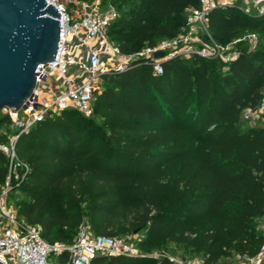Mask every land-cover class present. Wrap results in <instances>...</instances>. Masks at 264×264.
<instances>
[{
    "label": "trees",
    "instance_id": "obj_1",
    "mask_svg": "<svg viewBox=\"0 0 264 264\" xmlns=\"http://www.w3.org/2000/svg\"><path fill=\"white\" fill-rule=\"evenodd\" d=\"M100 1L120 12L109 36L125 54L187 34L188 12L201 8L200 0ZM207 31L222 45L241 39L239 56L228 65L169 59L162 73L140 58L103 75L92 116L68 109L21 134L15 149L29 170H17L8 193L24 196L14 204L18 220L39 227L50 244L71 245L84 222L95 236L141 235L139 254L92 264H175L164 254L169 244L203 264L261 254L255 220L264 216V125L249 127L242 113L264 97V15L216 5ZM250 34L258 36L254 48ZM0 126L12 127L2 110ZM8 174L0 151V196Z\"/></svg>",
    "mask_w": 264,
    "mask_h": 264
},
{
    "label": "built area",
    "instance_id": "obj_2",
    "mask_svg": "<svg viewBox=\"0 0 264 264\" xmlns=\"http://www.w3.org/2000/svg\"><path fill=\"white\" fill-rule=\"evenodd\" d=\"M59 12V42L55 60L38 65L36 87L25 107L19 110L3 109L9 116L17 134L7 143H0L2 151L9 159V174L4 191L0 196V262L3 264H92L98 256H134L139 254L131 235L95 236L88 222H84L77 238L71 245L48 243L41 235L39 227L27 225L18 220L15 210L8 205L10 179H18V169L29 170L17 156L16 141L37 122L50 114H58L72 109L86 117L93 115L94 93L100 89L102 77L106 73L125 71L135 66L140 58H150L156 73L163 72L162 63L169 59H190L194 56L221 60L230 64L239 52L225 49L212 39L207 31V16L216 5H234L248 14L264 15V0H200L201 8L191 10L187 18L190 28L187 34L174 39L160 40L155 47H145L139 52L125 54L109 36V28L119 17V12L111 5L102 6L100 0H45ZM199 26V27H198ZM202 31V34L199 32ZM207 35V36H206ZM204 36L208 40L204 39ZM251 47L258 42L256 34L247 36ZM241 39L235 41L239 42ZM164 52V57L155 58L156 52ZM245 118L264 125V97L257 109L245 110ZM66 253V262H55V258ZM175 264H203L192 260ZM249 264H264V248Z\"/></svg>",
    "mask_w": 264,
    "mask_h": 264
},
{
    "label": "water",
    "instance_id": "obj_3",
    "mask_svg": "<svg viewBox=\"0 0 264 264\" xmlns=\"http://www.w3.org/2000/svg\"><path fill=\"white\" fill-rule=\"evenodd\" d=\"M60 16L45 0H0V110L24 108L33 96L38 65L55 60Z\"/></svg>",
    "mask_w": 264,
    "mask_h": 264
},
{
    "label": "rangeland",
    "instance_id": "obj_4",
    "mask_svg": "<svg viewBox=\"0 0 264 264\" xmlns=\"http://www.w3.org/2000/svg\"><path fill=\"white\" fill-rule=\"evenodd\" d=\"M233 0H227V2H231ZM109 5V4H107ZM111 7H113L114 9H116L114 6L111 5ZM191 14V10L188 12L187 17H189ZM120 15V12H119ZM199 27V26H198ZM200 31V30H198ZM200 34H202V31L199 32ZM236 44L237 42H232L229 43L227 45H222L225 49H229V50H234L236 48ZM246 112L243 111L242 113V119L249 125V127H259L261 125H263L261 123V121L259 120H255L253 123H250L246 120L245 114ZM4 115H6V113H4ZM12 134L13 133V128L12 127H7V126H0V136H2L3 134ZM8 200V205L10 207H12L14 209V204L17 201H21L24 200V196L19 194L18 192H14L13 196L10 195V197L7 199ZM255 225L257 227V229L261 232L264 233V216L259 217L255 220ZM141 235H132L131 241L132 243H135L136 240H138V238H140ZM165 255L169 256V258L178 260V261H188V260H192L195 261L197 263H202V257L198 254H195L194 252H192L191 250H187L183 247L177 246L175 244H169L167 251L164 253ZM56 262V260H55ZM234 264H249V258H238L235 257L234 258Z\"/></svg>",
    "mask_w": 264,
    "mask_h": 264
}]
</instances>
